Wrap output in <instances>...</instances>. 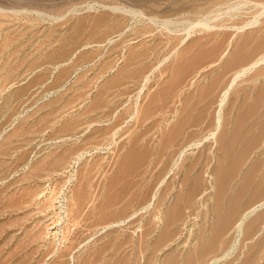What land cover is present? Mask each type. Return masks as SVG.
<instances>
[{"label":"rangeland","instance_id":"rangeland-1","mask_svg":"<svg viewBox=\"0 0 264 264\" xmlns=\"http://www.w3.org/2000/svg\"><path fill=\"white\" fill-rule=\"evenodd\" d=\"M262 4L0 0V264H264Z\"/></svg>","mask_w":264,"mask_h":264},{"label":"bare ground","instance_id":"bare-ground-1","mask_svg":"<svg viewBox=\"0 0 264 264\" xmlns=\"http://www.w3.org/2000/svg\"><path fill=\"white\" fill-rule=\"evenodd\" d=\"M260 5V4H259ZM262 8V12H264V4L261 5ZM206 23V22H204ZM262 58H259L253 62H250L244 66H242L240 69L236 70V72L233 74L231 82L229 83V86L227 88H225L222 91V94L220 95L219 98V103H218V109H217V124L219 123V115H220V108L221 105L228 93V89L231 86L232 82L239 76L247 73L248 71H250L257 63L259 60H261ZM262 207H264V198L251 204L248 205L246 208H244V210L242 211L241 215L238 217V219L234 222L233 227H232V231L235 233L234 235V243L233 246L234 247L236 245V243L238 242L239 238L242 236L243 233V227L245 225V223L252 217L254 216L258 210H260ZM264 226V224L261 225V227ZM226 255V253L220 255V256H214L212 258H210L208 261H206L205 264H215L217 262H219L222 258H224V256Z\"/></svg>","mask_w":264,"mask_h":264}]
</instances>
